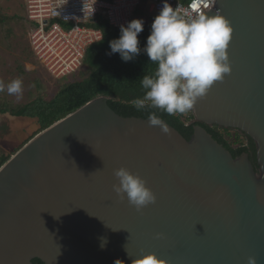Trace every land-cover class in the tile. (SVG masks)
Returning a JSON list of instances; mask_svg holds the SVG:
<instances>
[{
  "label": "water",
  "instance_id": "95a60500",
  "mask_svg": "<svg viewBox=\"0 0 264 264\" xmlns=\"http://www.w3.org/2000/svg\"><path fill=\"white\" fill-rule=\"evenodd\" d=\"M206 13L232 28L231 71L191 122L251 137L257 169L200 124L187 140L162 118L168 133L96 96L0 166V264H264V0H215ZM121 166L154 203L137 211L116 195Z\"/></svg>",
  "mask_w": 264,
  "mask_h": 264
},
{
  "label": "clouds",
  "instance_id": "9594fccd",
  "mask_svg": "<svg viewBox=\"0 0 264 264\" xmlns=\"http://www.w3.org/2000/svg\"><path fill=\"white\" fill-rule=\"evenodd\" d=\"M213 2L191 0L189 11L182 6L174 9L167 0H163L159 13L152 20L143 49L156 68L152 74L140 78L144 95L132 101L137 111L144 110L147 101L152 109L169 116L187 114L215 82L223 81L230 73L227 49L232 28L219 13L209 16L202 10L210 8ZM94 3L95 0L88 9L91 13L94 12ZM143 23L142 19H133L126 27L121 25L119 36L109 41V54L119 53L124 62L133 60L140 52L138 34L143 30ZM26 69L34 70L32 65H26ZM5 89L9 95L20 98L23 82L21 79H14L7 85L0 82V92ZM148 123L158 126L163 133L169 132L167 124L156 111L148 112ZM113 175L117 180L112 185L113 191L120 199L126 197L137 211L155 202L153 192L138 174L121 166L113 170ZM106 242L102 238L101 247ZM144 264L156 262L149 259ZM248 264H255V260L250 257Z\"/></svg>",
  "mask_w": 264,
  "mask_h": 264
},
{
  "label": "trees",
  "instance_id": "16d2710c",
  "mask_svg": "<svg viewBox=\"0 0 264 264\" xmlns=\"http://www.w3.org/2000/svg\"><path fill=\"white\" fill-rule=\"evenodd\" d=\"M179 1L187 2L188 0ZM156 15L153 14L148 22L143 23V30L138 34L140 52L133 60L124 62L121 60L119 53L109 54L111 49L109 43L105 40L108 37L104 32L105 35L102 40L88 46L86 49L83 63L86 64L87 75H80L78 78L58 86L54 95L48 99L39 93L23 104L14 105L12 108H0V113L8 112L12 116L33 118L38 124L37 131L24 139L20 143L19 148L38 132L87 101L96 96L105 95L107 97V105L117 114L125 117L148 118L149 111H156L165 122L178 130L187 140L190 139L193 133L194 125L200 124L218 143L231 153L232 157L235 158L242 153H247L254 169H257L254 141L237 129L216 125L210 127L203 122L190 123L189 119L193 118L191 111L189 112V117L186 114L169 116L160 110L152 109L147 101L145 109L141 111H137L132 105L134 99L144 95V90L140 86V78L145 74H152L156 68V65L149 61L143 51L146 37L151 30L152 20ZM109 29H113L114 32L120 30V28L111 26H109ZM31 53L33 54L32 50ZM9 157L7 154L0 153V166ZM31 262L32 264H44L37 257L32 258Z\"/></svg>",
  "mask_w": 264,
  "mask_h": 264
},
{
  "label": "built area",
  "instance_id": "2783aa9c",
  "mask_svg": "<svg viewBox=\"0 0 264 264\" xmlns=\"http://www.w3.org/2000/svg\"><path fill=\"white\" fill-rule=\"evenodd\" d=\"M92 2L24 0L27 18L34 24L29 33L31 50L35 59L51 76L61 78L80 69L87 47L103 38L102 30L92 24L101 20L113 28H120L121 25L126 27L138 6L144 4L149 13L158 14L163 0H95L94 12L91 13L88 9ZM167 2L174 9L182 6L191 11L188 8L191 0ZM210 8L202 10L207 12ZM61 23L70 26H62ZM186 115L189 117V113ZM192 120L190 118L189 122Z\"/></svg>",
  "mask_w": 264,
  "mask_h": 264
},
{
  "label": "rangeland",
  "instance_id": "374dc122",
  "mask_svg": "<svg viewBox=\"0 0 264 264\" xmlns=\"http://www.w3.org/2000/svg\"><path fill=\"white\" fill-rule=\"evenodd\" d=\"M146 14L151 13L147 11ZM100 23L105 25L106 22ZM61 25L70 26L66 23ZM33 28V23L26 15L24 0H0V82L5 85L14 79L23 82L20 98L9 95L6 89L0 92V108L23 104L39 93L48 99L54 95L58 86L88 74L86 64L82 63L80 69L71 75L61 78L50 76L31 53L28 33ZM102 28L109 40L119 36L120 30L114 32L113 29ZM26 65H32L34 70L28 71ZM37 129L38 124L33 118L0 113V153L11 156L18 150L20 143Z\"/></svg>",
  "mask_w": 264,
  "mask_h": 264
},
{
  "label": "crops",
  "instance_id": "0c3cea01",
  "mask_svg": "<svg viewBox=\"0 0 264 264\" xmlns=\"http://www.w3.org/2000/svg\"><path fill=\"white\" fill-rule=\"evenodd\" d=\"M142 5V6H141ZM140 6H138V8H136L135 9V11H134V14H133V18L134 17H139V18H142V20H143V22L144 23H146V22H148L150 19H151V17L153 16V14H146V12H147V9L145 8V5L144 4H141ZM24 6H25V3H24ZM146 15H148V16H146ZM145 16V17H144ZM133 18H132V20H133ZM99 21H101V20H99ZM99 21L97 22V23H95V24H92V26H95V27H98V28H100L101 30H102V32H103V37H104V30H103V28L102 27H106L107 29L109 28V26H106V23H105V25L103 24V23H100V24H98L99 23ZM103 22V21H102ZM33 23V22H32ZM34 25V24H33ZM31 31V30H30ZM30 31H29V33H30ZM29 33H28V35H29ZM29 37V36H28ZM103 39V38H102ZM101 39V40H102ZM106 40V42L107 43H109L108 42V39L106 38L105 39ZM41 66V65H40ZM42 67V66H41ZM48 73V72H47ZM49 74V73H48ZM50 75V74H49ZM51 76V75H50ZM53 77V76H52Z\"/></svg>",
  "mask_w": 264,
  "mask_h": 264
}]
</instances>
